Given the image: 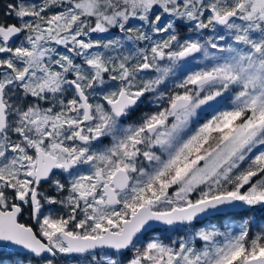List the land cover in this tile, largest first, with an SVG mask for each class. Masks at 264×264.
I'll return each instance as SVG.
<instances>
[{"label": "snow or ice", "instance_id": "1", "mask_svg": "<svg viewBox=\"0 0 264 264\" xmlns=\"http://www.w3.org/2000/svg\"><path fill=\"white\" fill-rule=\"evenodd\" d=\"M258 209L264 0H0V264H264Z\"/></svg>", "mask_w": 264, "mask_h": 264}, {"label": "trees", "instance_id": "2", "mask_svg": "<svg viewBox=\"0 0 264 264\" xmlns=\"http://www.w3.org/2000/svg\"><path fill=\"white\" fill-rule=\"evenodd\" d=\"M244 216L251 217L254 219V226L256 224L264 223V214L261 215H253V214H233L231 216H226L227 218L231 220H241ZM223 217L219 218L218 220H215V222L220 223ZM225 218V217H224ZM165 242H168L167 239H165Z\"/></svg>", "mask_w": 264, "mask_h": 264}, {"label": "rangeland", "instance_id": "3", "mask_svg": "<svg viewBox=\"0 0 264 264\" xmlns=\"http://www.w3.org/2000/svg\"><path fill=\"white\" fill-rule=\"evenodd\" d=\"M200 116H202V117L199 119L198 122L199 123H203L204 122V118L208 116V112H201L200 113ZM193 127H195V125H193ZM240 221L241 220L236 221V220H231V219L225 217V218H222L221 222L220 223H217V224L219 226H221V230H224V227L225 226H233V227H235V225L236 224H239ZM233 222H235V223H233ZM165 235H167V234H165ZM197 246H199V245H197Z\"/></svg>", "mask_w": 264, "mask_h": 264}, {"label": "flooded vegetation", "instance_id": "4", "mask_svg": "<svg viewBox=\"0 0 264 264\" xmlns=\"http://www.w3.org/2000/svg\"><path fill=\"white\" fill-rule=\"evenodd\" d=\"M203 116V115H202ZM202 116H200V118L202 117ZM236 214H253V215H261V214H264V210H260V209H258V210H256L254 213L253 212H243V211H240V212H237ZM213 222H215V220L213 221ZM58 259H62V264H63V261H66V260H68V259H70V258H67V257H65V258H59L58 257Z\"/></svg>", "mask_w": 264, "mask_h": 264}]
</instances>
